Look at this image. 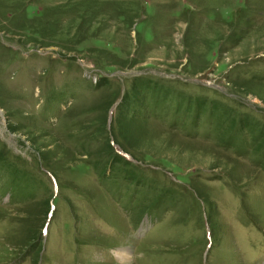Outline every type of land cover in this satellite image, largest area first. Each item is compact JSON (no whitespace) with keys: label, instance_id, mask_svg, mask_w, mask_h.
Instances as JSON below:
<instances>
[{"label":"rangeland","instance_id":"rangeland-1","mask_svg":"<svg viewBox=\"0 0 264 264\" xmlns=\"http://www.w3.org/2000/svg\"><path fill=\"white\" fill-rule=\"evenodd\" d=\"M0 264H264V0H0Z\"/></svg>","mask_w":264,"mask_h":264},{"label":"bare ground","instance_id":"bare-ground-1","mask_svg":"<svg viewBox=\"0 0 264 264\" xmlns=\"http://www.w3.org/2000/svg\"><path fill=\"white\" fill-rule=\"evenodd\" d=\"M120 253L123 255V257L127 255V253H126V252H125V253H123V252H120Z\"/></svg>","mask_w":264,"mask_h":264}]
</instances>
